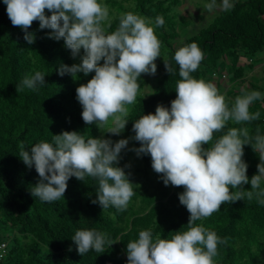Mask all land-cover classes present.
Wrapping results in <instances>:
<instances>
[{
  "label": "trees",
  "instance_id": "trees-1",
  "mask_svg": "<svg viewBox=\"0 0 264 264\" xmlns=\"http://www.w3.org/2000/svg\"><path fill=\"white\" fill-rule=\"evenodd\" d=\"M100 2L109 8V32L118 27L120 15L129 11L153 19L159 15L165 21L163 27L156 29L162 43L161 56L155 61L156 74L152 78L146 73H143L146 78L138 77L139 93L135 103L127 106L129 117L119 135L101 134L95 124L86 125L82 119L76 88L95 73H78L76 79L67 73L60 76V66L79 63V57L72 58L62 39L48 38L50 30H41L39 21H34L28 30L35 36V42L28 44L23 30L12 25L6 5L0 0V244L5 245L0 264H127V243L137 239L141 230L151 228L154 236L171 238L177 231L187 229L190 213L179 202L183 186H166L162 174L153 170L150 154L138 157L130 150L140 146L131 139L135 135V120L144 114H154L158 104L170 108L176 97L175 87L181 78L173 57L181 46L192 42L199 45L204 59L191 75L214 83L225 95L229 107L242 88L262 93V98L250 106V112L259 111L260 118L244 126L249 128L251 136H255L257 128L264 135V85L251 80L247 72L254 70L257 55L264 50V0H230L233 4L230 10H221L206 25H199L179 45L175 40L180 19L194 21L193 17L198 16L193 8H188L190 3L184 0ZM164 58L173 68L171 74L165 70ZM35 71L46 74V84L38 91L25 88L17 93L16 85ZM147 84L150 91L143 94ZM112 126L114 121L108 122L107 127ZM228 127L241 125L229 121L224 130L214 134V139ZM62 131H77L86 138L103 135L114 142L129 138L119 166L130 165L125 172L130 173L135 195L124 211L111 206L103 210L99 203H92L98 181L87 176L84 181L71 177L64 197L57 201L45 202L31 195L39 176L34 165L28 168L23 162L19 146L23 144L30 150L34 143L52 142V136ZM242 159L248 165L249 183L241 187L250 190L259 156L251 145H245ZM196 223H202L226 240L218 244L216 264H264V205L255 198L224 203L219 211ZM81 229H95L118 241L110 247L106 244L103 253L89 251L81 256L72 240Z\"/></svg>",
  "mask_w": 264,
  "mask_h": 264
},
{
  "label": "clouds",
  "instance_id": "clouds-1",
  "mask_svg": "<svg viewBox=\"0 0 264 264\" xmlns=\"http://www.w3.org/2000/svg\"><path fill=\"white\" fill-rule=\"evenodd\" d=\"M7 15L14 27L24 32L28 44L35 42L29 28L39 21V28L49 29L48 38L64 41L72 58L80 62L62 64L60 76L66 73L73 79L78 73L95 74L87 83L76 88V98L82 106L86 125L95 124L101 133L119 135L129 117L128 105L139 93L138 77L142 73L155 75L157 57L162 43L156 29L163 27L162 16L155 19L134 12L122 13L119 25L109 32V8L100 0H3ZM206 11L217 7L216 0L203 5ZM222 11L233 7L230 0H222ZM51 15H46V11ZM83 49V53H81ZM173 59L179 66L176 97L170 108L158 104L155 113L140 116L133 124L134 139L139 147L130 149L139 157L150 154L153 170L162 174L167 186H183L179 202L190 213L187 229L177 231L171 238L154 236L153 230H141L137 239L127 243V264H216L218 244L226 243L215 231L196 223L220 210L224 203L240 199L264 205V135L256 129L255 136L244 126L260 118V112H250L253 102L262 98L256 90L241 89L231 107L217 86L191 75L204 59V52L196 42L179 47ZM103 61V63H100ZM165 70L173 68L164 58ZM45 73L35 71L25 75L16 85L19 93L25 88L38 91L46 84ZM114 117V126L107 127ZM229 121L241 127H228ZM129 138L112 141L110 138L85 137L77 131H62L52 136V142H37L30 150L21 144L19 156L28 168L35 167L39 180L31 195L45 202L64 197L68 180L75 176L84 181L92 177L98 181L96 198L103 210L110 206L124 211L135 195L130 173L119 166L122 150ZM209 145L207 148L203 145ZM251 145L259 156L257 173L249 183L247 163L242 159L244 146ZM235 189V191H230ZM77 252L103 253L118 240L95 229L77 230L72 236ZM71 250V249H70Z\"/></svg>",
  "mask_w": 264,
  "mask_h": 264
},
{
  "label": "rangeland",
  "instance_id": "rangeland-1",
  "mask_svg": "<svg viewBox=\"0 0 264 264\" xmlns=\"http://www.w3.org/2000/svg\"><path fill=\"white\" fill-rule=\"evenodd\" d=\"M184 2H186V4L190 3L188 4L189 7L188 6L187 7L190 8L191 10L193 8V10L196 13H198V16L193 17L195 19L194 21L190 18L186 20L184 18H183L184 20L180 19L179 32H178L179 35L178 38L175 40V43L177 45L181 44L186 37L194 33L199 27V25L200 26L206 25L212 17L217 15L221 11L219 5L222 3V0H216L217 7L212 11H206L203 7V5H205L206 3H210L211 0H184ZM254 65L255 68L253 71L252 70L249 71L247 69L248 76L251 80L257 81L264 85V50L257 55ZM223 66L225 67L224 63ZM154 76L148 75L147 77L152 78ZM141 77L146 78V76L143 73L141 74ZM149 87H150L149 84L145 85V87L142 90V93L143 94L148 93L150 91ZM114 119H115L114 117H111L109 119V122H113Z\"/></svg>",
  "mask_w": 264,
  "mask_h": 264
},
{
  "label": "built area",
  "instance_id": "built-area-1",
  "mask_svg": "<svg viewBox=\"0 0 264 264\" xmlns=\"http://www.w3.org/2000/svg\"><path fill=\"white\" fill-rule=\"evenodd\" d=\"M4 246H5L4 243L0 244V255H1V252H2V249L4 248Z\"/></svg>",
  "mask_w": 264,
  "mask_h": 264
}]
</instances>
